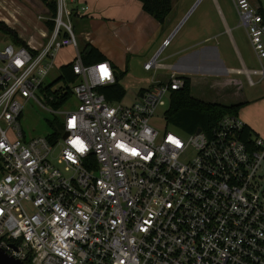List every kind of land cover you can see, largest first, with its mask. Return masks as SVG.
Returning <instances> with one entry per match:
<instances>
[{
  "label": "built area",
  "instance_id": "built-area-1",
  "mask_svg": "<svg viewBox=\"0 0 264 264\" xmlns=\"http://www.w3.org/2000/svg\"><path fill=\"white\" fill-rule=\"evenodd\" d=\"M232 2L263 78L264 2ZM87 10L78 0H55L52 29L40 32L45 42L0 47V248L29 264H264L257 178L264 139H241L234 114L191 133L169 125L171 92L183 86L175 73L131 103L108 99L117 70L107 60L82 61L70 22ZM67 46L76 106L61 109L67 100L55 109L64 84L43 81ZM36 93L62 118L46 136L27 137L25 105L45 108ZM164 98L157 128L152 119Z\"/></svg>",
  "mask_w": 264,
  "mask_h": 264
},
{
  "label": "crops",
  "instance_id": "crops-1",
  "mask_svg": "<svg viewBox=\"0 0 264 264\" xmlns=\"http://www.w3.org/2000/svg\"><path fill=\"white\" fill-rule=\"evenodd\" d=\"M8 1L16 6L15 12L22 11V3L35 2ZM78 1L88 6L87 13L77 17L81 30L78 49L91 44L119 72L127 70L131 58L139 57L144 64L161 52L162 57L158 60L156 56V63L151 69L165 70V76H155L149 86L166 80L172 73L189 78L190 94L196 78L211 79L241 90V81L234 76L243 75L247 83L253 85L249 81L250 75L257 74L255 69H246L240 56L233 30L241 26L238 20L231 24L228 0H171V10L162 24L142 9L139 0ZM0 21L14 27L8 19L0 17ZM17 35L25 43L35 41L33 37L25 39L18 32ZM166 38H169V43L162 46ZM257 99L260 97L249 99L242 96L238 102L245 105ZM242 122L252 130L259 128L264 134V126L261 127L250 117Z\"/></svg>",
  "mask_w": 264,
  "mask_h": 264
},
{
  "label": "rangeland",
  "instance_id": "rangeland-1",
  "mask_svg": "<svg viewBox=\"0 0 264 264\" xmlns=\"http://www.w3.org/2000/svg\"><path fill=\"white\" fill-rule=\"evenodd\" d=\"M261 1L262 3L264 2V0ZM255 2L256 0L253 1V3ZM21 6L22 7L20 8L22 11L15 12L16 6L14 4L10 3L8 0H0V17H2L4 20L8 19L9 21H12L14 23L13 28L16 29L18 34L25 39L33 37L35 41L41 40L42 42H45L46 39H40V31H46L47 34L50 33V29L46 25L47 19L52 16L50 9L39 0H35V2L22 3ZM228 8L231 9V24H235L238 20V17L230 0H228ZM38 15L43 16V19H38ZM64 20L66 21L67 19L64 18ZM70 22L72 25V30L76 36L78 46H80L79 32L81 30L79 27V19L75 16H71ZM7 26L11 28L10 25ZM233 35L246 69H259L260 64L257 61L250 46L245 30L242 27L236 28L233 30ZM11 41L12 40L8 35L0 32V47L3 44ZM162 55L163 54H161V52L158 54V60L160 57H162ZM73 56L74 52L72 47L67 46L59 49L54 59L55 67L44 78L43 85H50L59 75L58 67L71 61ZM129 61L130 63L127 66V70L118 79V83L125 90V94L120 100L124 104L135 101L138 97L139 91L149 87L152 78H155V76H161V78H163L166 73V71L162 69L145 70L143 68V60L139 57L131 58ZM262 65L264 66V59H262ZM234 77L241 81V90H236L235 87L225 86L222 83L211 81V79L206 80L202 78H196L193 81V86L191 87V94L196 99L205 102L218 103L225 106L239 104L238 99L242 96H245L249 99L260 97V99L251 101L245 105H241L237 110L236 116L241 121L250 117L252 120L258 122L261 127H263L264 77L258 82L257 80L260 77L258 75L251 74L250 80L252 81L253 85H249L243 75H235ZM36 96L39 97L45 108L32 101L30 104L25 105L22 112V117L20 119V126L27 137L46 136L54 129L50 126L49 122L55 117H57L59 120L62 118L58 112H52L48 110L49 107L46 105L44 99L39 93H36ZM164 99L165 103L157 108L156 116L152 119V124L157 128H162L164 125L163 111L168 104L167 98ZM75 106L76 99L71 96L61 109H73ZM60 135L61 132L59 133V136ZM253 136L264 138V134L259 128L253 130ZM59 149L60 144L56 146L54 152L56 153ZM257 175L259 187L264 193V159L258 168Z\"/></svg>",
  "mask_w": 264,
  "mask_h": 264
},
{
  "label": "trees",
  "instance_id": "trees-1",
  "mask_svg": "<svg viewBox=\"0 0 264 264\" xmlns=\"http://www.w3.org/2000/svg\"><path fill=\"white\" fill-rule=\"evenodd\" d=\"M40 1L50 9L51 14H54L55 0ZM139 1L142 9L161 24L171 10V0ZM46 25L51 30L53 23L52 21H46ZM0 32L8 35L13 42L25 45V42L18 37L17 32L9 28L3 21H0ZM79 52L84 63L106 60L105 56L91 44H88L84 49L79 50ZM58 70L59 75L52 83L62 82L64 87L55 92L54 100L51 101L55 109L60 108L71 97L70 85L74 84L77 80L72 72V61L60 65ZM123 73L124 72L117 71L116 82L104 89V93L108 99L120 100L124 96L125 90L118 83V79ZM182 79L183 86L177 90H172L170 104L165 112L166 122L182 132L191 133L197 128H209L225 114L236 115L239 107L243 105V103H239L225 106L196 99L190 94L189 78L182 77ZM49 124L52 128L53 124L58 126V119L54 118ZM241 130L242 135L240 134L239 137L245 142H252L253 130L245 123H243ZM56 135L57 132H54L53 136L55 137ZM25 264H29V262L25 261Z\"/></svg>",
  "mask_w": 264,
  "mask_h": 264
},
{
  "label": "water",
  "instance_id": "water-1",
  "mask_svg": "<svg viewBox=\"0 0 264 264\" xmlns=\"http://www.w3.org/2000/svg\"><path fill=\"white\" fill-rule=\"evenodd\" d=\"M141 96V93H140ZM200 128H197L199 131ZM0 264H25L23 261L9 256L4 250L0 248Z\"/></svg>",
  "mask_w": 264,
  "mask_h": 264
},
{
  "label": "snow or ice",
  "instance_id": "snow-or-ice-1",
  "mask_svg": "<svg viewBox=\"0 0 264 264\" xmlns=\"http://www.w3.org/2000/svg\"><path fill=\"white\" fill-rule=\"evenodd\" d=\"M103 71H104V74L107 75V71H106V69H103Z\"/></svg>",
  "mask_w": 264,
  "mask_h": 264
}]
</instances>
